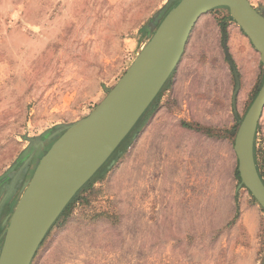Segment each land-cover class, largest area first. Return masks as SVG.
<instances>
[{
    "label": "rangeland",
    "instance_id": "374dc122",
    "mask_svg": "<svg viewBox=\"0 0 264 264\" xmlns=\"http://www.w3.org/2000/svg\"><path fill=\"white\" fill-rule=\"evenodd\" d=\"M176 1L0 0V244L23 182L57 130L101 101ZM249 1L264 15V0ZM207 12L218 35L199 41L192 27L153 100L29 264L263 263L264 209L240 184L233 141L264 68L226 6ZM186 63L197 70L200 104L185 108L173 88ZM206 77L209 92L201 93ZM254 155L264 158V106Z\"/></svg>",
    "mask_w": 264,
    "mask_h": 264
},
{
    "label": "water",
    "instance_id": "95a60500",
    "mask_svg": "<svg viewBox=\"0 0 264 264\" xmlns=\"http://www.w3.org/2000/svg\"><path fill=\"white\" fill-rule=\"evenodd\" d=\"M217 6L228 8L230 16L258 52L264 68V15L249 0H177L138 56L101 101L84 117L57 130L58 136L38 159L31 176L23 182L16 205L4 220L7 224L0 244V264L30 263L46 232L71 197L103 164L153 100L178 62L196 20ZM263 106L264 79L239 122L233 149L240 184L264 209V183L253 157V137ZM111 116L113 120L104 131L101 142L80 157L79 164L68 165L59 173L57 171L59 176L53 181L48 180L63 149ZM38 141H41L40 145L44 144L43 140ZM49 182L52 185L48 186L39 204L42 184L49 185ZM50 204L52 206L48 209Z\"/></svg>",
    "mask_w": 264,
    "mask_h": 264
},
{
    "label": "crops",
    "instance_id": "0c3cea01",
    "mask_svg": "<svg viewBox=\"0 0 264 264\" xmlns=\"http://www.w3.org/2000/svg\"><path fill=\"white\" fill-rule=\"evenodd\" d=\"M215 21L216 20L213 18V16L208 12L200 15L193 26L194 38L200 41L204 40L207 36L215 37L216 35H218V27L214 24L216 23ZM228 28L230 29V31L232 30V32L235 33V28L233 26L228 24ZM196 71L197 70H194L193 65H189L187 63L182 65L181 69L178 72L177 81L173 88V95L177 96L178 100L185 108L187 107V105L189 107L192 104H200L198 98L193 95L196 88V86L194 85V83L196 82L195 78H197L196 74H194ZM201 82L202 84L198 88V91H204V93H208V77H206V79L202 78ZM216 94H219V92L217 91ZM222 94L223 92L220 93V95ZM212 96H215V94L213 93Z\"/></svg>",
    "mask_w": 264,
    "mask_h": 264
},
{
    "label": "bare ground",
    "instance_id": "6f19581e",
    "mask_svg": "<svg viewBox=\"0 0 264 264\" xmlns=\"http://www.w3.org/2000/svg\"><path fill=\"white\" fill-rule=\"evenodd\" d=\"M113 120V117H109L108 119L104 120L102 123H100L98 126L93 128L92 130L78 136L72 142H70L62 151L61 155L57 158L56 164H54L52 168V172L48 176V180H52L59 175H56L57 171L58 173L66 168L68 165L72 163H80V157H82L86 152L92 151L97 144H99L103 138L104 131L106 130L107 126L110 124V122ZM41 140V139H39ZM39 144H41V141H39ZM46 179V180H47ZM52 182H49L48 184H42L41 189V196L39 198V204L42 202V195L45 194V191L47 193L48 186L51 187ZM56 198L54 199L55 202ZM52 205L50 204L48 209Z\"/></svg>",
    "mask_w": 264,
    "mask_h": 264
},
{
    "label": "trees",
    "instance_id": "16d2710c",
    "mask_svg": "<svg viewBox=\"0 0 264 264\" xmlns=\"http://www.w3.org/2000/svg\"><path fill=\"white\" fill-rule=\"evenodd\" d=\"M152 110H153V107L150 108V110L148 112H152ZM183 125L184 126H187L189 128H192L193 127L191 124H188L186 122L183 123ZM195 127L198 129L200 126H198V124H196ZM205 128H206V130H207L208 133L211 132V129L210 128H208V127H205ZM254 160H255V165H256V169H257V172L259 174V177L261 178L262 182L264 183V158L262 159L261 162H259L258 159H257V157L254 155ZM69 208H70V204L66 205V207L62 211V214H65L69 210Z\"/></svg>",
    "mask_w": 264,
    "mask_h": 264
}]
</instances>
